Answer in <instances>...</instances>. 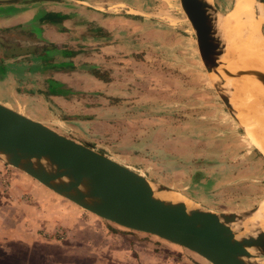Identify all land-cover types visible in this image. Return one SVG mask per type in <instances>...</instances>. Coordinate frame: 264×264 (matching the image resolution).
I'll return each mask as SVG.
<instances>
[{
    "label": "rangeland",
    "instance_id": "1",
    "mask_svg": "<svg viewBox=\"0 0 264 264\" xmlns=\"http://www.w3.org/2000/svg\"><path fill=\"white\" fill-rule=\"evenodd\" d=\"M241 2L236 0L235 4ZM37 3L41 10L54 5V2L46 1ZM210 3L222 15L231 13L235 5L234 0H210ZM62 8L73 11L78 24L72 30L76 34L90 35L99 31V24L96 20L88 21L87 14L99 20L117 18L120 21L117 27L120 36L114 42L119 51L106 57L105 61L98 46L78 45L63 47L64 51L75 53L72 61L60 49L63 62L58 59L54 64L53 52L44 53L45 58H41L39 64L47 72L53 71L54 65L64 71L74 68L69 94L73 96L74 109L87 110L80 114L86 121L95 119L102 103L107 106V116L111 118L109 125L115 136L112 132L105 141L98 135L92 138L98 152L127 164L128 168L158 185L167 187L162 182L172 181V189L167 188L176 196L186 187L184 182L191 179L190 166L195 163V166L208 167L206 174L211 176L208 179H211L212 187L189 190L196 192L197 201L219 213L242 212L259 206L262 212L264 167L257 164L258 156H254L249 144L230 123L201 64L194 33L178 0H69ZM18 27L36 32L38 39L49 42L42 25L38 28L31 24ZM259 33L264 38V20ZM2 54L0 52V57ZM87 65L96 68L103 80L98 81L91 69L83 68ZM177 98L179 102L183 99L185 112L177 113L174 107L163 125L150 121V113L144 115L148 101L156 104L166 100L175 106ZM191 106H195L194 110ZM150 123L155 125L158 135L152 136ZM160 127L167 134L161 135ZM118 131L122 133L119 136ZM225 164L230 172L225 170ZM182 167L186 172L182 184H177L176 170ZM238 171L240 175L236 176ZM126 233L138 242L137 264H209L156 237Z\"/></svg>",
    "mask_w": 264,
    "mask_h": 264
},
{
    "label": "crops",
    "instance_id": "2",
    "mask_svg": "<svg viewBox=\"0 0 264 264\" xmlns=\"http://www.w3.org/2000/svg\"><path fill=\"white\" fill-rule=\"evenodd\" d=\"M23 1L25 2L0 4V26L26 30L18 26L31 24L38 28L42 25L43 34L48 36L49 42L58 46V49H63L64 46H98L104 61L106 57L118 53L119 49L114 42L120 36V31L117 30L119 19L99 20L87 14L88 21L92 23L96 20L99 24V31L90 35L83 32L76 34L72 30L78 24L73 11L62 10V5L69 0L53 1L54 5L45 10H41L42 7L37 2ZM262 6L264 20V2ZM61 21L64 28L60 26ZM90 22L87 24L90 25ZM69 25L70 27H65ZM62 52L66 58L73 60L75 53L70 54L64 49ZM62 52L54 50V64H57L58 59L63 62ZM41 58L43 57L37 55L0 57V102L64 136L89 143L98 151L92 138L98 135L99 139L105 141L112 132L114 135L109 125L111 118L107 116L109 109L102 103L96 111V120L83 119L80 114H85L87 110L82 111L79 107L74 109V99L72 94H69L73 83L70 76L74 74V68L64 71L56 69L54 65L55 69L47 72L39 65ZM88 67L89 65L83 66L87 70L96 69ZM220 102L222 103L221 100ZM147 104L144 115L150 113L149 120L156 122V125H163V121L173 113L174 107L177 113L185 112L183 99L179 102L177 98L175 106L166 100H159L156 104L154 101H148ZM222 105L224 106L223 103ZM191 107L194 110L195 106ZM224 108L230 123L249 144L254 156H258L257 164L264 167V151L251 142L244 129L249 125L250 121L246 118L251 112L242 113L246 118L241 120L236 115L233 117L225 106ZM259 123V130L264 133V117ZM149 126L152 128V136L158 135L155 125L150 123ZM247 128L252 133L253 129L250 126ZM159 129L161 135L167 134L163 128ZM116 134L119 136L122 133L118 131ZM119 163L129 167L123 162ZM190 167L191 179L184 182L187 188L177 194L192 205L217 212L197 201L194 197L196 192L189 191L212 187L211 179H208L211 176L206 174L209 168L195 166V163ZM225 170L230 172L227 164ZM185 172L183 167L176 170L177 184H182ZM238 175L239 171L236 176ZM162 183L172 189V181ZM126 232L81 210L23 173L0 162V264H137L135 252L138 242Z\"/></svg>",
    "mask_w": 264,
    "mask_h": 264
},
{
    "label": "water",
    "instance_id": "3",
    "mask_svg": "<svg viewBox=\"0 0 264 264\" xmlns=\"http://www.w3.org/2000/svg\"><path fill=\"white\" fill-rule=\"evenodd\" d=\"M40 1L61 0H28ZM20 2L25 1L0 0V4ZM178 2L212 87L235 117L229 98L220 89L219 72L231 80L254 78L263 88L264 73L229 72L222 63L225 47L217 30V16L222 14L208 0ZM24 47L15 40L4 56H24L37 49L34 45ZM0 162L107 223L166 241L209 264H264V230L250 221L259 207L217 213L192 204L187 207L177 200L158 199L157 192L174 193L101 154L89 143L64 136L1 102Z\"/></svg>",
    "mask_w": 264,
    "mask_h": 264
},
{
    "label": "bare ground",
    "instance_id": "4",
    "mask_svg": "<svg viewBox=\"0 0 264 264\" xmlns=\"http://www.w3.org/2000/svg\"><path fill=\"white\" fill-rule=\"evenodd\" d=\"M208 1L210 2V0ZM262 7V3L256 2V0H242L241 3L234 5L231 13L217 16V30L225 47L222 63L231 73L239 70H258L264 73V38L259 33L263 23ZM219 77L220 89L229 98L234 114L242 120L246 118L243 114L251 112L249 115L253 117L248 115L246 119L250 122L244 129L251 142L264 151V133L259 130V122L264 117V100L261 101V98H264L263 86L251 77L241 78L243 80H231L225 77L223 72H219ZM249 126L255 135L249 132L247 128ZM156 198L181 201L187 207H191L189 201L175 194L157 192ZM262 205L264 207V202ZM260 209L259 206L250 221L258 223L264 230V209L262 212ZM262 263L259 262V264Z\"/></svg>",
    "mask_w": 264,
    "mask_h": 264
},
{
    "label": "flooded vegetation",
    "instance_id": "5",
    "mask_svg": "<svg viewBox=\"0 0 264 264\" xmlns=\"http://www.w3.org/2000/svg\"><path fill=\"white\" fill-rule=\"evenodd\" d=\"M15 40L20 41L23 44V46H25L24 48H27L31 45L36 46L37 48L36 50L24 56H28V55L41 56L42 55L43 56L42 59H44L45 58V56L43 55L44 53L51 54L54 52L55 49L60 50V48L58 49V46L38 39L37 35H35L34 32H31L29 30H24V29L17 30V29L10 28L6 31L0 30V52L3 53L2 55L6 53L7 49L8 50L10 49L11 43H13Z\"/></svg>",
    "mask_w": 264,
    "mask_h": 264
},
{
    "label": "trees",
    "instance_id": "6",
    "mask_svg": "<svg viewBox=\"0 0 264 264\" xmlns=\"http://www.w3.org/2000/svg\"><path fill=\"white\" fill-rule=\"evenodd\" d=\"M91 73L92 75L97 78L98 80H103V76L100 75V72L98 70L95 69H91Z\"/></svg>",
    "mask_w": 264,
    "mask_h": 264
}]
</instances>
